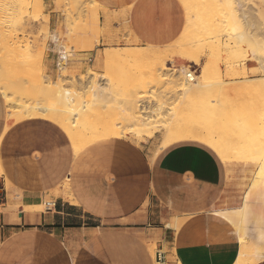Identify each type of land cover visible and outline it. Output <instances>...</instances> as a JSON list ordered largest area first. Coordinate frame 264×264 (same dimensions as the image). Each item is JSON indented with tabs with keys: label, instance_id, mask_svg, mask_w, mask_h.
<instances>
[{
	"label": "crops",
	"instance_id": "1",
	"mask_svg": "<svg viewBox=\"0 0 264 264\" xmlns=\"http://www.w3.org/2000/svg\"><path fill=\"white\" fill-rule=\"evenodd\" d=\"M96 1L105 28L100 51L106 41L114 49L129 37L163 47L179 36L175 0ZM7 126L0 91V264H153L148 245L162 264H234L238 232L215 214L231 166L208 146L178 143L151 163L149 154L158 148L152 139H106L76 157L52 123ZM257 194L247 222L255 243L264 190ZM19 196L13 208L11 198ZM48 199L56 203L52 212L20 207ZM173 219L181 222L178 231L168 227ZM260 234L264 239V223Z\"/></svg>",
	"mask_w": 264,
	"mask_h": 264
},
{
	"label": "bare ground",
	"instance_id": "2",
	"mask_svg": "<svg viewBox=\"0 0 264 264\" xmlns=\"http://www.w3.org/2000/svg\"><path fill=\"white\" fill-rule=\"evenodd\" d=\"M9 1L10 8H7L8 13H11H6V20L4 19L5 21L3 20L0 23V91L8 108L7 128L14 124L32 120H44L52 123L66 134L76 157H79L83 149L94 145L101 139H120L124 135L130 134L136 138L137 142L141 143L161 134L160 146L155 150L153 149L149 154L151 163L155 161L163 149L178 143L195 141L211 148L223 163L225 162L229 166L247 159L254 161L257 167L255 175L253 174L254 178L262 171L264 141H262L261 135L264 131L260 129L259 122L264 121V111L261 110V112L263 111L262 115L260 110L256 108L259 114L257 112L254 116L252 112L248 114L247 109L243 110L237 107L234 104V98H232L241 95L245 99L242 90H248L250 86L236 81L226 82L223 80L222 72L218 67L214 68L211 64H201L206 44L208 45L205 48L211 47L213 52L220 57L224 53L229 57L233 54L235 56L241 49H246L249 57L261 59L262 55L250 41L237 14L236 6L241 7L240 0H180L187 10V24L184 32H182L183 34L180 35V38H182V41L185 40L186 44L180 42L176 47L173 46L174 43L171 44L173 48L168 52V55H163L160 48L150 46L140 47L135 45L125 47L122 50L107 49L104 51L103 57L106 75L102 78V84L92 81V70H88L85 75L69 72V56L59 45V34L50 31L47 34L51 35L52 42L55 44V47H51L50 51L59 54L57 81H52L49 76L43 80H31L30 61L33 56L31 47L29 45L24 47L13 41L12 31L14 28H18L21 22L15 16L16 2L14 0ZM9 1L7 0L8 3ZM56 1L61 2V0ZM193 1L197 4L205 2L206 4H203L206 6L207 3H210L215 8L213 11L217 10L216 15L212 16L213 14H211L212 18L209 16V19L202 21V27L205 29L203 32L205 34L206 31H209L206 38H209L210 35L211 38L208 39L210 42H206L203 34L205 39L199 37L196 40L198 45L197 43L194 45V26L198 30L203 18L200 21L197 19L199 24L196 27L197 17L195 16L193 20L194 12L190 9ZM6 4H4V8H6ZM23 4L27 8L32 5V1L24 0ZM203 4L199 8L202 9ZM222 11L225 12L226 27L229 26L228 30H231V35L241 45V49H236L235 46L229 43L223 45L222 36L219 34L220 25L215 24V18L221 16ZM66 31L70 32V29L66 27ZM211 35H214V37ZM211 39L214 41H211ZM203 41L204 43H202ZM166 56H169V59H165ZM133 60L138 62L143 76L139 88L149 90V93L137 94L136 98L135 94L139 88L133 91L132 96L127 100V108L122 113L124 125H121V123L97 125L95 115L92 112L93 102L91 100L98 97L97 87L102 85V92L108 94L112 81L117 82L121 76L133 74L135 66V63L132 64ZM175 60L188 65L183 64L180 69H175L172 67L176 64ZM167 63H171L172 66L169 67ZM191 63L197 66L202 65L201 74L194 78L193 83L186 81V75L190 73ZM235 67L232 66L231 70L238 71ZM262 67L264 70V64ZM20 74L27 79L20 77ZM254 81L262 82L258 88H255V91L257 94L264 95V78L250 80V82ZM212 91L217 93L218 96H214L216 98L214 100H209L211 96L209 93L213 94ZM87 94L91 99L83 101L82 99H85ZM246 98L249 99V97ZM29 100L33 101L29 102ZM261 101L264 102V100ZM254 103L251 102V105ZM249 104L245 107L248 108ZM253 107L254 105L250 108ZM253 109L255 113V107ZM259 115H261V118ZM252 116L255 118H252ZM256 147L257 151L255 150ZM252 152H255V158H252ZM3 174L0 155V176ZM254 178L249 188H247L248 190H246L240 208L215 212L219 218L231 224L238 232L240 247L234 264H257L264 260L262 234L259 232L258 243H255L247 227V222H251L252 217H254L248 214V206L256 192ZM20 199H22L21 196L11 198L13 208L18 207L17 202ZM20 207H24L29 212H37L41 209V204L37 203L31 206L20 204ZM256 220L254 223H256ZM168 227L178 231L181 222L173 219ZM149 246L152 247V245ZM157 264L162 263L158 262Z\"/></svg>",
	"mask_w": 264,
	"mask_h": 264
},
{
	"label": "rangeland",
	"instance_id": "3",
	"mask_svg": "<svg viewBox=\"0 0 264 264\" xmlns=\"http://www.w3.org/2000/svg\"><path fill=\"white\" fill-rule=\"evenodd\" d=\"M14 1L16 2L15 16L16 19L19 22H21L20 25L21 27L18 26V28L13 29L12 31L13 41L18 42L19 45L24 47L26 45H29L31 47V52L33 55L30 61L31 73H32L31 80H39V79L43 80L45 77L49 76L52 79V81H57L58 73H59L58 70L59 54L58 52L50 51L51 47H55V44L52 42L51 35L47 34V32L50 31V32H57L59 34V38H60L59 45L62 46L63 51L69 56V62H68L69 72L76 73L77 75H85L87 74L88 70H92L93 73V75L91 76L92 81L93 82L97 81L99 84L103 83L102 78L106 75V70H105L106 68L104 67L105 64L103 60L105 53L104 51H106L107 49H114V48H111L109 42L106 41L103 46V48L106 49L104 51L99 50L102 47L100 40L105 33V28H103L104 26H102L100 23L101 7L96 0H61V2L56 0H30L32 1V5L27 8L24 7L23 4L24 0H14ZM175 2L177 3L179 9V19H180V33L177 39H175L169 45L163 47H157L152 45H141L139 42H137L136 39L133 40V38H130L128 36L129 38H127L124 43H120L115 50H122L125 47L126 48L133 47L135 45L140 47L150 46V47L160 48V50L163 52V55H168L169 54L168 52L173 48V46L174 47L178 46L180 42L186 44V41L185 40L182 41L180 35L183 34L182 32H184V28L186 27L187 24V19H186L187 10L185 9L183 3L180 0H175ZM203 3L205 2H202V4ZM239 3L241 4V7L237 5L236 9L239 19L241 20V23H243V25L242 24L241 25L242 27L244 26L243 29L245 28L250 38V41L255 45V48H257L259 53L262 55V57H260L261 59L249 57L248 50L241 49V45H239L234 39V37L231 35L232 34L231 30H228L229 27L228 24H227L228 27H226L225 12L222 11L221 16L215 18V24L220 25L219 34H221L222 36L221 37L222 43L223 45L229 43L232 46H235L236 49H241V50L235 56L233 54V56L229 57V55H226L224 53L222 54L223 57L222 56L220 57L216 55L215 52H213L211 47L208 46L209 48H205V46L207 47L208 45L206 44L204 46V53L202 54V56L203 55L204 56L203 57L201 56L202 57L201 64L203 63L205 65L211 64L214 68L218 67L222 72L223 80L226 82L236 81L237 83L249 85L250 89L242 90V94H244L245 99L241 95L233 96L232 98H234L233 101L237 107H240L243 110L247 109L248 111L247 113L249 114L250 112H252L254 116L257 112V109L260 110V112L261 110L264 111L263 109L264 104L261 105L262 103H264L263 101H261L264 100V95L257 94L255 91V88H258L262 82L261 81L250 82L251 79L264 78V70L262 67L264 64V0H240ZM4 4H6L5 6L6 8L3 7ZM202 4L201 3L197 4L194 1L191 2L190 9L194 12L193 20L195 16L197 17L195 24L196 27H198L197 24H199L200 19L203 18L201 19V24H199L198 30H196L197 28H195L194 26V30H195L194 45H196V43L198 45V42H196V40L199 39V37L200 39H205L206 37H208L207 34L209 33V31H206V33L204 34L203 31H205V29L202 27V21L209 19V16L210 18H212L211 14H213L212 16L217 14V10L213 11L215 10V8L211 6L210 3H207V6L205 5L206 3L203 4L204 7L202 6L203 8L201 9L199 7H201ZM9 5H10V1L8 3L7 0H0V13H1L0 21L2 20L0 23H2L4 19L6 20L7 18L5 17L6 13L7 14L11 13V12L8 13V8H10ZM206 7L209 8L207 9ZM203 9L204 10L207 9L208 11L207 10H206L207 12L202 11ZM198 14H200L199 15V17L201 16L200 18L198 17ZM66 27L70 29V32L66 31ZM198 34L200 35L198 36ZM203 34L205 38H203ZM212 37H214V35ZM210 38L211 37L209 35V38L205 39L206 42L207 41L210 42V40H208ZM212 40L213 39H211V41ZM204 41L202 43H204ZM171 44H173V46ZM165 59H169V56H166ZM175 61H176L175 66L174 65L172 66L171 63H167V65L169 67L172 66L175 69H180L181 65L187 64L179 60H175ZM134 63L135 66L133 69V74L130 76H125V75L121 76V78L117 82L112 81V83L110 84V91L108 94L102 92L103 91L102 85H100L97 87L98 97L96 99H91L89 97V94H87L85 99L84 98L82 99L83 101L90 99L92 100L93 102L92 112L95 115V123L97 125H101V126L111 125V124L116 125L118 123H121V125L125 124L122 121V113L127 108L126 106L127 100L130 99V97L133 94V91L139 88L140 80L143 78L138 66V62L133 60L132 64L134 65ZM190 66L191 67L189 69L191 68L194 69L196 72V76H199L201 74L202 65L197 66L194 63H191ZM232 66H236L235 69H238V71H232L231 70ZM228 72L229 73L232 72V73L229 74ZM239 74L241 75L239 76ZM19 76L23 77L25 80L27 79L21 74ZM183 80H184V76H183ZM243 81L247 83H244ZM142 93L148 94L149 90L146 91L145 89L142 88L137 89V92L135 94L136 98H137V94H142ZM209 94H211V96L209 95L211 97V98L209 97V100L210 99L214 100L216 99L215 97L218 96V94L215 92H213L214 95L212 93ZM246 97H249V99ZM32 101L33 100L31 101L29 100V102ZM251 102L252 103L255 102L254 104H252L255 107V113L253 111L254 107L250 108L252 106ZM247 104H249L248 108L250 109L245 107L247 106ZM263 111L261 112L262 115H263ZM257 114H259V111L257 112ZM253 116L252 118H255ZM260 116L261 115H259V117ZM263 122L264 121H260L259 122L260 125L259 124L258 125L260 126V129L261 130L263 129L264 131V124H262ZM261 138L263 139L262 141H264V133L261 135ZM120 139H128L132 142L135 143L137 142L136 138L130 134L124 135ZM102 140H106V139H101L99 141ZM149 140L142 141L141 143H146ZM152 140L159 147L160 146L159 143H161L160 142L161 134L156 135V137L152 138ZM137 143L139 144L140 142ZM87 148L83 149L80 154H82ZM255 150L257 151V147L255 148ZM252 153H253L252 158H255L256 155L255 152ZM256 171H257V167L255 166L254 161L252 160L250 161V159L243 160L240 163L233 164L230 170L231 177H230L229 186L223 196L222 201L219 203V207H217L215 211L230 210V209L235 210L240 208L243 203L244 195L247 192L246 190H248L247 188H249V185L251 184ZM253 182L256 191L255 196L253 198V201H255L258 196L257 193L259 191L264 190V165L262 167V171L259 172V174L254 178ZM46 201H51V200L48 199ZM44 203L41 204V209L39 210L40 213L45 212V207L43 205ZM263 223H264L263 217L257 216L256 224L258 226L257 227L258 232H260V226ZM147 249L149 253L151 251L155 252V259L153 260V264H155L156 262L162 263L161 261L159 260L157 261L156 259L155 246L153 247L152 245L151 247L148 245Z\"/></svg>",
	"mask_w": 264,
	"mask_h": 264
},
{
	"label": "built area",
	"instance_id": "4",
	"mask_svg": "<svg viewBox=\"0 0 264 264\" xmlns=\"http://www.w3.org/2000/svg\"><path fill=\"white\" fill-rule=\"evenodd\" d=\"M58 59H59V55H58ZM195 77H197L196 72L194 69L191 68L190 73L186 75V81L193 83ZM43 205L45 207V212L48 213L54 211L56 203L54 201H46Z\"/></svg>",
	"mask_w": 264,
	"mask_h": 264
},
{
	"label": "water",
	"instance_id": "5",
	"mask_svg": "<svg viewBox=\"0 0 264 264\" xmlns=\"http://www.w3.org/2000/svg\"><path fill=\"white\" fill-rule=\"evenodd\" d=\"M0 194H1V191H0Z\"/></svg>",
	"mask_w": 264,
	"mask_h": 264
}]
</instances>
